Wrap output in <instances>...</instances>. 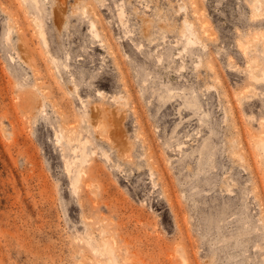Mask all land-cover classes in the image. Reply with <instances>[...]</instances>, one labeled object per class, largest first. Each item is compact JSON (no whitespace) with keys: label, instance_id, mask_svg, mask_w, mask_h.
Listing matches in <instances>:
<instances>
[{"label":"rangeland","instance_id":"1","mask_svg":"<svg viewBox=\"0 0 264 264\" xmlns=\"http://www.w3.org/2000/svg\"><path fill=\"white\" fill-rule=\"evenodd\" d=\"M263 143L264 0H0V264H264Z\"/></svg>","mask_w":264,"mask_h":264},{"label":"bare ground","instance_id":"2","mask_svg":"<svg viewBox=\"0 0 264 264\" xmlns=\"http://www.w3.org/2000/svg\"><path fill=\"white\" fill-rule=\"evenodd\" d=\"M257 7V8H256ZM255 8L259 11V9H260V7L259 6H256ZM261 147H262V149H263V152H264V143L263 144H261Z\"/></svg>","mask_w":264,"mask_h":264}]
</instances>
